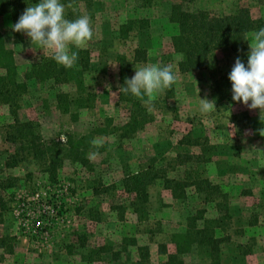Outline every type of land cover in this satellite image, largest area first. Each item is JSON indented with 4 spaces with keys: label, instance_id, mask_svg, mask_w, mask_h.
Here are the masks:
<instances>
[{
    "label": "rangeland",
    "instance_id": "374dc122",
    "mask_svg": "<svg viewBox=\"0 0 264 264\" xmlns=\"http://www.w3.org/2000/svg\"><path fill=\"white\" fill-rule=\"evenodd\" d=\"M174 4L219 16L241 8L253 19L264 14V0H92L89 10L80 4L78 13L91 18L93 30L83 47L69 45L78 53L71 68H80L81 51L89 56L82 85L24 78L32 65L51 58L52 50L33 45L26 34L12 30L15 22L8 15L0 16L5 46L28 88L19 118L32 122L50 148L45 156L56 158L52 181L49 162L28 150L18 152L10 142L13 119L0 102V264H166L169 254H177L174 234L188 235L178 239L180 260L208 264L194 243L189 251L184 248L199 238L194 233L206 220L226 213L229 219L208 224V232L221 239V264H264L260 110L235 102L231 93L220 107L200 111V98L213 101L212 84L229 68L232 54L214 51L203 70L180 72V56L171 44L178 34L169 20ZM135 50H144L146 59L133 62ZM149 64H171L175 83L151 104L130 93L136 104L131 106L128 97L121 101L125 78L135 74V65ZM58 94H63L59 100ZM133 117L139 120L129 125ZM93 139L102 146L93 147ZM93 152L98 155L89 159ZM200 154L201 161L186 160L191 177L207 180L220 195L205 198L206 192L191 186L174 198L157 179L146 187L145 216L139 218L132 208L135 195L124 180L153 159L171 178L175 173L169 165L177 155ZM139 247L147 249L146 258Z\"/></svg>",
    "mask_w": 264,
    "mask_h": 264
},
{
    "label": "trees",
    "instance_id": "16d2710c",
    "mask_svg": "<svg viewBox=\"0 0 264 264\" xmlns=\"http://www.w3.org/2000/svg\"><path fill=\"white\" fill-rule=\"evenodd\" d=\"M39 0H0V16L8 15L14 22H17L23 11ZM65 4V18L75 20L80 17L78 6L82 4L89 10L92 0H61ZM71 5V7H68ZM169 20L178 26V34L171 38L172 48L175 53L180 56V61L177 66L180 72L190 73L203 70L206 67L208 56L220 49H229L232 54V61L227 70H224L220 77L212 84V99L216 107H220L224 99H228L232 93V84L228 78L235 60L239 57L245 65H247L249 41L246 40L248 35L256 29L264 28V14L258 19H253L250 12L246 8L238 9L235 14L219 16L206 11H186L181 4L171 6ZM87 52L80 53V68H65L58 66L56 61L51 58H44L38 64L32 65L30 72L24 75V78H35L39 81H52L57 83H72L74 85H82V74L87 71L89 66V56ZM146 59L144 50H135L132 57L133 62H138ZM122 63L120 76L125 77ZM128 66V64H126ZM19 68L16 66L13 54L5 46L3 34L0 31V102L8 107L9 113L13 119V125L10 126L9 140L16 146L18 152L29 151L33 153L36 159H42L44 162H49L47 165L52 181H56L55 167L53 162L56 158L50 157V160L45 155L49 152L48 143L44 142L40 136L33 130L32 122L22 121L19 118V111L24 95L28 92L27 84L22 81ZM63 96V94H58ZM136 104L130 95L121 93L120 98ZM134 112L132 113V115ZM139 118L133 117L132 123L135 125ZM207 146V142H203ZM202 145V147H203ZM205 148V147H203ZM51 155V154H50ZM195 159L203 160V155L187 156L177 155L173 163L169 165L174 174L173 177L166 176V171L158 164L157 160H152L146 169L135 175H132L127 180H124V185L127 192L135 195V202L132 203L133 211L143 218L144 210L147 203L148 194L146 187L151 182L160 179L166 189L171 192L174 198L183 197V189L193 186L198 192L204 193V197L220 195L221 191L218 187L211 185L207 180L198 177H191V168L187 167L186 160ZM49 160V161H48ZM46 163V164H47ZM189 167H191L189 165ZM166 169V167H165ZM187 174L185 177L178 172ZM183 174V173H182ZM227 214V213H226ZM219 220H206L203 229H196L194 235L199 236L193 239V242L186 244L185 248L189 251L194 243L198 251H203L208 264H221L220 243L221 239L216 238L213 232H208V224H220L222 221L229 219L227 214ZM208 232V233H207ZM190 233V232H188ZM188 238L186 234H174L172 242L176 247V252L181 253V246L178 239ZM138 250L143 257L148 256L146 248L139 247ZM177 254H169L166 264H185L180 260Z\"/></svg>",
    "mask_w": 264,
    "mask_h": 264
},
{
    "label": "clouds",
    "instance_id": "9594fccd",
    "mask_svg": "<svg viewBox=\"0 0 264 264\" xmlns=\"http://www.w3.org/2000/svg\"><path fill=\"white\" fill-rule=\"evenodd\" d=\"M65 7L61 0H39L28 6L10 27L15 32L26 34L31 43L40 45L42 50H52V59L57 64L71 68L78 59V53L70 52L69 45L83 47L93 38V30L91 18L87 15L75 20L66 19ZM246 40L250 41L247 65L237 57L228 74L232 84V98L237 103L242 101L250 110L259 109L260 120L264 123V28L251 32ZM175 80L171 64L135 65V74L125 78L124 85L119 86V93H130L145 104H151L156 94L170 88ZM213 107H216L213 101L200 98L202 113ZM257 131L264 136V128ZM91 144L98 148L102 146V141L93 139ZM96 155L98 153H90L89 159H94Z\"/></svg>",
    "mask_w": 264,
    "mask_h": 264
}]
</instances>
